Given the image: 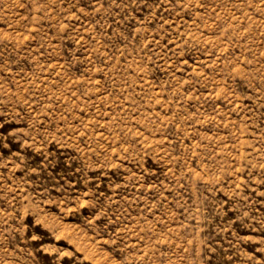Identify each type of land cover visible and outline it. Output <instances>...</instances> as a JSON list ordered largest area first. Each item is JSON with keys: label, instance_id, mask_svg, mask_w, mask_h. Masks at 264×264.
Masks as SVG:
<instances>
[{"label": "rangeland", "instance_id": "374dc122", "mask_svg": "<svg viewBox=\"0 0 264 264\" xmlns=\"http://www.w3.org/2000/svg\"><path fill=\"white\" fill-rule=\"evenodd\" d=\"M0 264H264V0H0Z\"/></svg>", "mask_w": 264, "mask_h": 264}]
</instances>
